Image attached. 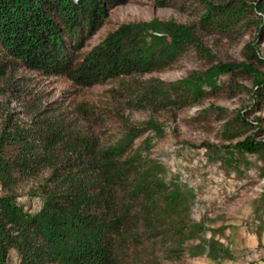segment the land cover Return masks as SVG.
I'll use <instances>...</instances> for the list:
<instances>
[{
    "label": "trees",
    "instance_id": "trees-1",
    "mask_svg": "<svg viewBox=\"0 0 264 264\" xmlns=\"http://www.w3.org/2000/svg\"><path fill=\"white\" fill-rule=\"evenodd\" d=\"M128 2L0 0V95L5 86L15 88L14 74L27 71L63 79L80 93L117 82L133 111H182L230 98L243 89L237 81L247 82L249 107L230 118L223 109L213 110L225 120L224 138L252 131L235 149L255 156L264 173V118L248 121L264 111V47H257L264 38V0H156L159 8L191 10L192 21L122 24L80 54L108 11ZM252 32L242 61L214 65L201 41L216 36L236 42ZM192 58L208 69L175 82H136ZM17 92L30 121L10 114L0 133V264H156L183 255L230 260L221 232L190 218L191 195L166 183L154 163L132 154L128 133L111 146L98 141L94 132L104 126L103 118L125 126L122 117L97 115L85 102L69 113L41 108L26 90ZM25 186L40 201L36 211L18 202Z\"/></svg>",
    "mask_w": 264,
    "mask_h": 264
},
{
    "label": "rangeland",
    "instance_id": "rangeland-1",
    "mask_svg": "<svg viewBox=\"0 0 264 264\" xmlns=\"http://www.w3.org/2000/svg\"><path fill=\"white\" fill-rule=\"evenodd\" d=\"M190 11L180 5L159 8L156 0H129L108 11L104 22L85 41L79 53L83 56L88 54L119 25L152 20L188 24L192 21ZM253 35L254 32L247 34L236 42L219 40L216 36H203L201 41L213 57L212 64H224L242 61L241 52L254 39ZM257 47L263 49L264 38ZM208 67V64L194 61L193 58L181 60L175 69L139 76L136 82H175L185 78L190 71H205ZM13 78L17 90L5 86L4 95H0V133L5 118L10 114L22 122L30 121L26 116L28 109L16 100L19 96L17 91L20 90H26L28 97L35 99L34 105L41 108L48 106L69 113L74 106L85 102L97 115L118 114L126 125L111 119H107V122L103 118L104 126L94 132L98 141L104 146H111L117 143L121 135L128 133L131 153L137 154L148 164L154 163V168L166 183H176L191 195L190 218L206 229L219 230L220 242L231 257L230 260L211 262L204 256L189 258L183 255L174 261L156 260V264H264L262 165L255 156L240 154L235 149L252 131L240 138H224L221 126L225 120H220L213 110L227 111V118L242 112L251 103L250 84L237 81V85L243 89L236 95L227 99H207L182 111L171 108L133 111L126 105V95L117 82L80 93L63 79L44 78L33 72L19 71ZM223 81L220 79L217 82L221 84ZM134 82L127 79L128 84ZM257 117L264 118V111L250 115L248 121L253 124V119ZM139 130L144 132L136 136L135 132ZM259 140H264V134ZM28 188L25 186L22 189L18 202L33 212L40 207V201L28 196Z\"/></svg>",
    "mask_w": 264,
    "mask_h": 264
}]
</instances>
